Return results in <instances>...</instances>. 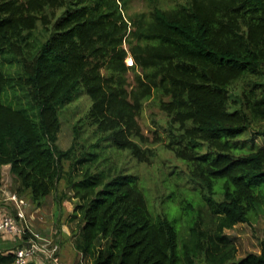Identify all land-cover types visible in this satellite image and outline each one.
Segmentation results:
<instances>
[{
	"label": "trees",
	"instance_id": "trees-1",
	"mask_svg": "<svg viewBox=\"0 0 264 264\" xmlns=\"http://www.w3.org/2000/svg\"><path fill=\"white\" fill-rule=\"evenodd\" d=\"M128 2L0 0V170L18 200L76 202L87 264H264V242L235 259L224 235L264 213V0H146L131 16ZM82 97L90 106L63 150L60 112ZM152 99L167 119L162 145L186 167L166 194L185 238L180 217L154 213L115 160L154 159L137 124ZM6 214L26 238L16 208ZM15 247L0 245V264Z\"/></svg>",
	"mask_w": 264,
	"mask_h": 264
},
{
	"label": "rangeland",
	"instance_id": "rangeland-1",
	"mask_svg": "<svg viewBox=\"0 0 264 264\" xmlns=\"http://www.w3.org/2000/svg\"><path fill=\"white\" fill-rule=\"evenodd\" d=\"M162 3L183 2L184 0H159ZM146 10V0H129L127 6V15L131 16ZM128 89L133 87V76L131 73L127 75ZM83 98V97H82ZM90 106L85 97L77 102L74 101L68 107L60 112L61 127L58 133V146L63 150L67 149L72 142V126L78 118H80ZM166 116L157 107L155 99L145 103L143 110L137 117V124L143 135V148H150L153 152L154 159L150 163H137L127 152L119 153L116 157L117 165H123L125 171L134 173L140 179V185L145 189V198L149 206L151 204L154 213L161 214L166 210H170L177 214H170L171 218H179L180 214L170 207V203L166 200V194L169 186L175 182L180 185L177 180L178 171H185V165L175 158L171 151H168L162 145L168 143L163 137V130L166 126ZM161 137V138H160ZM255 143L262 144L260 139H254ZM184 178V177H183ZM176 180V181H175ZM17 183L14 177L9 173V167H2L0 170V221L6 213H13L16 205L9 201L11 195H15ZM63 189L60 185L59 191ZM61 204H57L53 195L48 196L43 204L37 208L25 195L20 197L25 204L23 207V216L29 228L36 233L53 239L58 242L62 257L61 264H87L81 253L75 247V235L78 234L77 223L78 217H73V207L75 201L73 199L64 200L61 194ZM18 198V196H17ZM202 210V222L207 220L208 215ZM187 218L180 217L178 219L179 232L181 238L187 236ZM176 226V227H177ZM75 233V234H74ZM224 235L231 240L236 248L235 259L243 258L248 253H258L260 243L264 242V213L258 211L251 215L248 224H237L232 229L225 230ZM15 236L11 233L3 232L0 234V245L7 242V248H14ZM10 242V243H9ZM16 242V241H15ZM18 243V241H17ZM32 264H44V259L38 257L31 260Z\"/></svg>",
	"mask_w": 264,
	"mask_h": 264
},
{
	"label": "built area",
	"instance_id": "built-area-1",
	"mask_svg": "<svg viewBox=\"0 0 264 264\" xmlns=\"http://www.w3.org/2000/svg\"><path fill=\"white\" fill-rule=\"evenodd\" d=\"M128 67L133 66L132 59L128 58L126 60ZM9 201L13 202L16 205L17 217L24 219L23 216V202L18 200L16 195H11ZM29 235L24 238V231L19 228L14 221V219L9 214H5L2 220L0 221V234L3 232L8 233H18L22 237V245L14 250V261L13 264H30L31 260L35 258L44 259V264H61L59 258V247L53 241L46 236H43L39 233L33 232L31 229L28 230Z\"/></svg>",
	"mask_w": 264,
	"mask_h": 264
},
{
	"label": "crops",
	"instance_id": "crops-1",
	"mask_svg": "<svg viewBox=\"0 0 264 264\" xmlns=\"http://www.w3.org/2000/svg\"><path fill=\"white\" fill-rule=\"evenodd\" d=\"M24 207H25V206H24ZM15 241H16V242H15ZM17 241H18V243H17ZM9 243H10V242H9ZM3 244H5L6 246L9 245L7 242H5V243H3ZM3 244H2V245H3ZM17 245H18V247L21 246V245H22V241L20 242V240H17V239L15 240V239H14V247L17 246ZM18 247H15V248H18ZM12 249H14V248H12Z\"/></svg>",
	"mask_w": 264,
	"mask_h": 264
}]
</instances>
